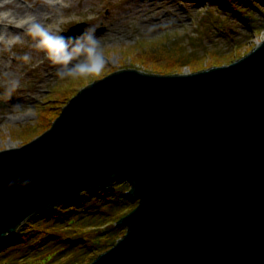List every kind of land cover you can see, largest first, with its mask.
I'll return each instance as SVG.
<instances>
[{"label":"water","instance_id":"water-1","mask_svg":"<svg viewBox=\"0 0 264 264\" xmlns=\"http://www.w3.org/2000/svg\"><path fill=\"white\" fill-rule=\"evenodd\" d=\"M120 179L136 199L125 230L83 264H264V39L227 63L123 67L78 89L47 129L0 149V238Z\"/></svg>","mask_w":264,"mask_h":264},{"label":"rangeland","instance_id":"rangeland-1","mask_svg":"<svg viewBox=\"0 0 264 264\" xmlns=\"http://www.w3.org/2000/svg\"><path fill=\"white\" fill-rule=\"evenodd\" d=\"M16 1L28 8L20 12V16H26L24 19L34 17L33 10L44 6L43 11L49 16L37 20L52 32L66 31L80 21H85V25L96 24L97 28L103 26L97 35L103 47L105 64L112 69L133 67L157 72L152 65L135 56L141 51L142 43L155 40L167 45L178 42L177 48L193 49L204 56L197 68L185 63L176 71L165 72L170 73L227 63L238 56L211 63L213 58L207 56V51L215 50L219 54L240 49L242 55L264 38V0H229L230 6L237 8L238 13H231V8L224 6L226 1L219 0H62L60 4H52L55 0ZM11 7L13 2L0 0V15H5ZM244 13L248 16L247 21L239 16ZM209 14L217 25L209 24ZM34 20L32 18L25 25L9 19L1 20L0 26L6 28V32H0V104L3 102L0 105V149L19 146L48 128H44L48 115L42 113L38 105H47L52 99L59 98L57 90L52 88L60 87L63 91L65 87H79L74 94L95 78L105 75L92 76L95 71L61 75V66L46 58L45 50L35 46L37 38L27 31ZM26 135L30 137L25 138ZM95 201L89 198L85 206L90 207ZM133 201L130 208L136 203ZM50 253L52 251L47 250L43 254ZM8 260L7 252L0 255V264H8Z\"/></svg>","mask_w":264,"mask_h":264},{"label":"trees","instance_id":"trees-1","mask_svg":"<svg viewBox=\"0 0 264 264\" xmlns=\"http://www.w3.org/2000/svg\"><path fill=\"white\" fill-rule=\"evenodd\" d=\"M223 1H226L225 7L237 13L236 8L229 5V0H219V2ZM177 44L180 43L177 42ZM177 44L167 45L157 40L147 44L142 43L141 51L135 56L145 64L152 65L153 70L164 73L176 71L185 63L191 68H197L202 64L204 56L197 54L193 49L177 48ZM239 50L219 54L215 50H208L207 56L213 58L211 63H219L224 61V58L241 55ZM111 69L104 64L102 69L92 73V76H100ZM77 88L79 87H65L63 91L60 87L54 88L59 98L52 99L47 105H38L42 113L48 115L44 128L52 124L66 102L63 103V100ZM29 137L30 135L25 136V138ZM127 186L126 182L115 181L107 189L99 187L87 189L73 200L60 202L49 211L36 212L21 223L11 236L0 239V255L7 252L8 264H83L87 262L86 260L91 259L94 253L110 246L124 232V226L116 224L115 220L129 210L134 202L125 194ZM89 198L96 201L87 207L85 203ZM47 250L52 253L44 256L43 253ZM24 258L27 260L22 261Z\"/></svg>","mask_w":264,"mask_h":264},{"label":"clouds","instance_id":"clouds-1","mask_svg":"<svg viewBox=\"0 0 264 264\" xmlns=\"http://www.w3.org/2000/svg\"><path fill=\"white\" fill-rule=\"evenodd\" d=\"M96 24H86L79 34L52 32L38 20L27 31L35 39V46L45 50L53 63L59 64L60 74H86L102 69L105 55L97 35Z\"/></svg>","mask_w":264,"mask_h":264},{"label":"bare ground","instance_id":"bare-ground-1","mask_svg":"<svg viewBox=\"0 0 264 264\" xmlns=\"http://www.w3.org/2000/svg\"><path fill=\"white\" fill-rule=\"evenodd\" d=\"M4 2L5 3L6 2H13V7H11L12 9L9 12H7L5 15H0L1 20L9 19L11 21H16L17 24H21V25H25V23L29 22V20L23 21L24 16H22V15L20 16L21 10L28 9V8L23 7L16 0H4ZM44 9H45L44 6H42V7L39 6L38 8L33 10V14H34V17H32L33 20H34V18H35V20H37V19H42V18L49 16L46 14L45 11H43ZM1 20H0V24H1ZM3 30H4V32H6V28L0 26V32L1 33L3 32ZM262 39H264V38H262ZM160 73H162V72H160Z\"/></svg>","mask_w":264,"mask_h":264}]
</instances>
